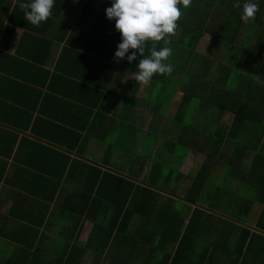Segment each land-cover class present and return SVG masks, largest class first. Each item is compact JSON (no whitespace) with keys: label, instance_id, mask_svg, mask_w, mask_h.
Segmentation results:
<instances>
[{"label":"trees","instance_id":"1","mask_svg":"<svg viewBox=\"0 0 264 264\" xmlns=\"http://www.w3.org/2000/svg\"><path fill=\"white\" fill-rule=\"evenodd\" d=\"M97 1L104 3L101 11L97 9L99 23L96 19L88 21L91 7L87 6L83 8V24L79 21L72 26L60 24L59 29L63 32L68 29L70 35L77 34L80 25L83 26V31L93 35L90 37L94 41L102 42L104 51H112V55L107 51L103 56L108 66L117 63L113 59L116 49L112 48L117 47L121 37L119 33L111 43L106 40L110 37H99L118 31L114 19L109 20L105 15L110 0L108 3L88 0L94 9L99 6ZM235 3L236 0H193L187 8L181 7L175 34L167 37L172 49L168 62L173 65V72L155 74L144 89L152 114V130L143 133L142 138L137 134L134 141L131 139L134 147L140 148V154L135 150L122 153L123 158L129 157L134 163L135 169L114 175L117 192L94 194L91 199V205L98 201L113 204L112 223L108 227L97 224L82 245L73 244L51 257H47L43 245L13 247L11 258L7 257L1 264H80L88 250L108 264H180L194 257L195 251L191 254V250L204 241L205 223L213 217L217 218L218 229L224 231V237L217 236L215 244L233 239L239 251L245 239L254 241L260 233L264 236V3L260 4L255 18L249 20L258 25L251 49L238 45L244 38L241 28L248 21H241V8L234 7ZM101 22L102 29L98 27ZM85 23H90L86 29ZM204 33L211 36L213 47L209 53L201 54L197 46ZM233 44L236 49L232 55ZM161 46L163 41L147 42L144 56ZM140 58L138 54L131 63L126 60L117 63L119 77L127 72L134 75ZM179 71L184 73L178 80L175 77ZM177 91L181 94L179 102L174 100ZM171 109L174 113H169ZM225 113L231 118L223 122ZM142 139H145L144 148ZM110 153L115 154V150ZM190 153L201 156L194 175L180 171ZM154 155L159 156L155 159L157 163L140 178L134 159H152ZM223 167L227 168V177L221 184L212 182ZM104 173L109 172L104 170ZM176 198L194 205L187 215L180 213ZM253 203L259 204L260 212L255 231L251 232L238 226L237 221H242L241 213H247ZM84 207L80 205L82 211ZM215 208L219 212H214ZM77 218L73 233L80 231L82 225L81 216Z\"/></svg>","mask_w":264,"mask_h":264},{"label":"crops","instance_id":"2","mask_svg":"<svg viewBox=\"0 0 264 264\" xmlns=\"http://www.w3.org/2000/svg\"><path fill=\"white\" fill-rule=\"evenodd\" d=\"M60 1L55 0L51 16L36 27L24 19L20 7L15 9L28 0H0V264L11 258L13 247L43 245L51 257L73 244L82 245L97 224L108 227L113 204L98 201L91 205V199L94 194L117 192L114 175L135 169L122 153L135 150L140 154L133 138L152 130L144 92L147 85L140 89L130 72L119 77L117 63L106 66L103 56L112 51H104L102 42L94 41L83 26L70 35L68 29H59L60 24H83L87 6L91 7L88 21L99 23L97 9L101 11L104 3L97 1L99 6L94 9L88 0ZM85 24L86 29L90 23ZM110 33L99 37H110L106 40L111 43L119 32ZM135 116L141 117L138 124ZM112 129L118 135L129 131L132 135L126 141L119 139L122 147L115 146L107 139ZM151 160H139L140 178L151 168ZM112 179L114 183H108ZM175 202L184 216L194 207L177 198ZM253 204L247 213L240 211L244 217L237 221L251 232L260 212L255 206V217L248 220ZM80 205L86 206L84 211ZM78 216L82 225L73 233ZM216 219L205 223L202 246L191 250L194 257L180 264H264L263 234L254 241L245 239L239 251L233 239L215 244L217 236L224 237ZM97 259L88 250L80 264H108Z\"/></svg>","mask_w":264,"mask_h":264},{"label":"clouds","instance_id":"3","mask_svg":"<svg viewBox=\"0 0 264 264\" xmlns=\"http://www.w3.org/2000/svg\"><path fill=\"white\" fill-rule=\"evenodd\" d=\"M75 2V0H73ZM55 0H28L21 2L23 17L33 26L39 27L52 14ZM191 0H111V5L105 8L106 18L115 21L114 27L120 33L113 59L119 63L126 60L131 63L138 60L135 73L131 76L136 83L149 85L155 74L170 75L173 65L168 62L172 49L167 38L174 35L177 21L182 12L181 7L187 8ZM264 0H236L234 7L241 8L240 19L247 22L255 18L259 6ZM163 41V46L153 48L150 55L145 57L147 42ZM133 50V51H130Z\"/></svg>","mask_w":264,"mask_h":264},{"label":"rangeland","instance_id":"4","mask_svg":"<svg viewBox=\"0 0 264 264\" xmlns=\"http://www.w3.org/2000/svg\"><path fill=\"white\" fill-rule=\"evenodd\" d=\"M192 1L193 0H191V3H192ZM183 9H185V8H183ZM252 23H253V25H252ZM252 23H250L249 21H248V23H247V25L245 24L244 26H242V28H241V32H242V36L244 37L242 40L243 41H239V43H238V45H241L242 47H246V49H251L252 48V46H253V44H254V42H256V36H257V33H258V25H256L255 24V22L253 21ZM249 28H248V27ZM237 45V46H238ZM211 47H213V44H212V41H211V36L210 35H208V34H203L202 36H201V38H200V41H199V44H198V46H197V48H198V50H199V53H203V54H205V53H209L210 52V50H209V48H211ZM236 47V44H233L232 45V47H231V54L233 55V53H234V51H235V48ZM229 61V60H228ZM183 71H179L178 73H177V75H176V79H180V77H182V75H183ZM191 74V73H190ZM141 84V83H140ZM144 86V84H141L140 85V89L142 88ZM180 98H181V94L179 93V91H177L176 92V94H175V98H174V100L175 101H178L179 102V100H180ZM137 105H139V102H135ZM141 106H143V107H145V106H147L146 105V103L144 104V105H141ZM172 108V107H171ZM171 111H174L173 109H171ZM138 113V112H137ZM169 113H171V112H169ZM138 114H140V113H138ZM135 117H136V119H135ZM134 117V120H135V122L138 124V122H139V120H140V118L138 119L137 118V116H135ZM230 118L231 117H229V115L228 114H223V117H222V120H223V122H225V121H228V120H230ZM146 121L148 122V120L146 119ZM142 131H143V128H142ZM116 129H112L111 131H110V133L108 134V136H107V139H108V142L111 144H113V145H115V146H121L122 147V145H121V143H119V139H121V140H123V141H126L127 140V138H129L132 134L130 133V131L129 132H127L125 135H121V132H120V134L118 135V134H116ZM173 134H174V132H172ZM115 140H118V141H115ZM111 141V142H110ZM158 145H159V142H158ZM124 153V152H123ZM155 157H153L152 158V160H151V162H152V164L154 165V164H156L157 162H155V159L156 158H158L159 156H156V155H154ZM159 159V158H158ZM139 160H140V158L139 157H136V159H135V161H136V164L139 162ZM200 162H201V156L200 155H197V154H192V153H190L188 156H187V158H186V160L184 161V163H183V165H182V167L180 168V171H182V172H184V173H189V174H191V175H194L196 172H197V170H198V168H199V166H200ZM162 163H165V161H162ZM150 166V163L148 162V167ZM150 169H152V167L151 168H147L146 170H145V173L143 174V177L145 176V174L150 170ZM220 171V167H219V169H215L214 170V173L216 174V173H218ZM225 176L227 177V168L226 167H223L222 168V170H221V172H220V174H219V176H218V178H213V179H211V181L212 182H214V183H219V184H221L220 182L225 178ZM240 192H242V190H240ZM258 205L259 204H257V203H254L253 205H252V207H251V212L249 213V217H248V220L249 221H251L254 217H255V214H256V210L255 211H252V210H254L255 209V206L256 207H258Z\"/></svg>","mask_w":264,"mask_h":264}]
</instances>
